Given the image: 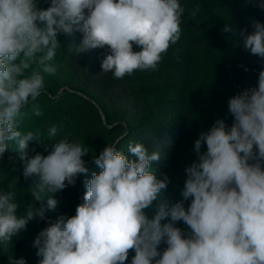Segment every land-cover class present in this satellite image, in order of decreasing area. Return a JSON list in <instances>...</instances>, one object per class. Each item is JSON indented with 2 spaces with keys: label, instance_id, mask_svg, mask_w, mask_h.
I'll use <instances>...</instances> for the list:
<instances>
[{
  "label": "clouds",
  "instance_id": "1",
  "mask_svg": "<svg viewBox=\"0 0 264 264\" xmlns=\"http://www.w3.org/2000/svg\"><path fill=\"white\" fill-rule=\"evenodd\" d=\"M200 7L195 5L193 17ZM184 12L179 0H50L47 9L38 0H0V157L11 145L24 162V177H39L31 189L34 202L48 194L47 208L54 210V194L88 171L82 159L88 151L79 142L65 136L47 156H29V142L40 141V132L17 130L29 104L33 115H43L35 102L46 94L45 75L58 72V36L82 32L78 54L107 46L102 72L123 79L137 70H157L180 40ZM253 28L246 34L225 24L222 31L242 36L244 48L264 58V23L254 21ZM228 109L234 117L230 127L219 119L195 141L198 159L185 170L183 200L171 206L161 201L151 219L143 210L169 184L167 174L157 178L150 170L160 152L130 142L127 156L106 146L94 161L102 171L85 181L76 214L61 215L36 237L39 264H124L129 250L135 253L131 264H264V70L257 87L229 98ZM58 130L51 126L47 139ZM18 207L13 191H0V243L12 241L36 216L45 217L43 205L23 215H17ZM177 221L190 232L176 227ZM162 242L167 247L161 252Z\"/></svg>",
  "mask_w": 264,
  "mask_h": 264
},
{
  "label": "trees",
  "instance_id": "2",
  "mask_svg": "<svg viewBox=\"0 0 264 264\" xmlns=\"http://www.w3.org/2000/svg\"><path fill=\"white\" fill-rule=\"evenodd\" d=\"M185 12L181 17V37L176 45L163 54L157 70L135 71L131 76L116 79L111 72H102L101 63L109 51L96 48L77 53L83 33H61L54 63L58 72L45 75V93L35 102L43 115H33L32 104L22 109L17 130L40 132V141H30L29 156L37 152L47 156L53 142L67 136L79 142L88 151L82 159L87 173L79 174L74 185L54 194L57 207L47 208V195L42 201H33L31 189L39 177L23 175L24 162L10 145L0 157V191L11 190L18 203L17 215L26 214L29 207H45L44 220L36 216L12 241L0 243V264L24 258L26 264H39L34 241L38 234L54 223L61 215L71 217L78 205L84 203L85 181L99 174L95 164L100 152L108 145L130 156L128 144L142 143L151 153L160 152L159 161L151 163L150 170L157 178L169 177L166 190H162L153 205L143 211L149 219L156 212V205L166 201L171 206L183 200L186 168L198 159L194 150L195 141L207 132L214 123L223 119L230 127L234 117L229 112V98L240 93L237 85L248 79L258 84L254 73L245 72L239 66H250L264 60L244 48L240 35L222 31L231 24L236 31H254L253 22L264 23V8L261 0H179ZM199 4L200 10L193 17L192 11ZM50 0H38V7L47 9ZM81 26L83 21L80 22ZM75 27V26H74ZM140 48L133 45V51ZM35 67V66H34ZM58 126L57 135L47 139L48 129ZM35 149V151H33ZM47 149V151L45 150ZM202 150H206V145ZM10 157L12 159H10ZM131 158V157H130ZM11 186V188H9ZM191 198L184 201L187 209ZM170 217L162 221L168 223ZM175 226L185 233L190 232L183 221ZM167 245L161 243L162 252ZM135 255L129 250L124 264H131Z\"/></svg>",
  "mask_w": 264,
  "mask_h": 264
},
{
  "label": "built area",
  "instance_id": "3",
  "mask_svg": "<svg viewBox=\"0 0 264 264\" xmlns=\"http://www.w3.org/2000/svg\"><path fill=\"white\" fill-rule=\"evenodd\" d=\"M239 67L241 69H243L245 72H251V73H254L255 75L259 76V72L261 70H264V60L258 61L256 63L250 65V66H242V65H240ZM257 86H258V84L253 83L250 80L246 79L244 84L240 83V84L237 85V89L240 92H242L245 89L253 88V87H257Z\"/></svg>",
  "mask_w": 264,
  "mask_h": 264
},
{
  "label": "water",
  "instance_id": "4",
  "mask_svg": "<svg viewBox=\"0 0 264 264\" xmlns=\"http://www.w3.org/2000/svg\"><path fill=\"white\" fill-rule=\"evenodd\" d=\"M41 221V218L39 219V222Z\"/></svg>",
  "mask_w": 264,
  "mask_h": 264
},
{
  "label": "rangeland",
  "instance_id": "5",
  "mask_svg": "<svg viewBox=\"0 0 264 264\" xmlns=\"http://www.w3.org/2000/svg\"><path fill=\"white\" fill-rule=\"evenodd\" d=\"M41 220H44V218H43V219H41Z\"/></svg>",
  "mask_w": 264,
  "mask_h": 264
}]
</instances>
